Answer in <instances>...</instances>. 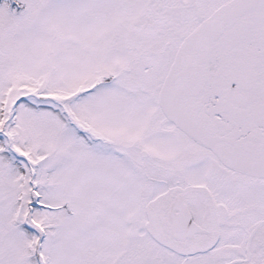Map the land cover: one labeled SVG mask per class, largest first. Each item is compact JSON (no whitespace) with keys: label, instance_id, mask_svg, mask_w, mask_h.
<instances>
[{"label":"snow or ice","instance_id":"obj_1","mask_svg":"<svg viewBox=\"0 0 264 264\" xmlns=\"http://www.w3.org/2000/svg\"><path fill=\"white\" fill-rule=\"evenodd\" d=\"M0 264H264V0H0Z\"/></svg>","mask_w":264,"mask_h":264}]
</instances>
